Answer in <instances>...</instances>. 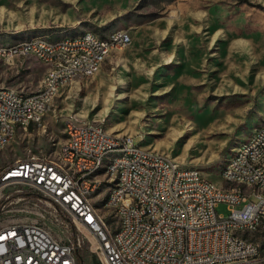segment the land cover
<instances>
[{
	"label": "rangeland",
	"instance_id": "rangeland-1",
	"mask_svg": "<svg viewBox=\"0 0 264 264\" xmlns=\"http://www.w3.org/2000/svg\"><path fill=\"white\" fill-rule=\"evenodd\" d=\"M119 29L130 32L128 47L58 91L40 123L0 152V163L54 157L71 118L130 134L228 187L222 169L264 123V0H0V46ZM32 55L0 59V85L36 91L45 67ZM106 188L96 204L112 219L102 205ZM216 211L229 209L220 202ZM51 226L61 238L81 237L83 264H102L83 230Z\"/></svg>",
	"mask_w": 264,
	"mask_h": 264
},
{
	"label": "built area",
	"instance_id": "built-area-1",
	"mask_svg": "<svg viewBox=\"0 0 264 264\" xmlns=\"http://www.w3.org/2000/svg\"><path fill=\"white\" fill-rule=\"evenodd\" d=\"M107 43L127 47L131 34L120 30L106 41L87 35L78 42L27 43L39 61L53 58V65L42 85L43 93L20 94L0 85V138L9 137L15 123L31 128L30 118L47 112L45 96L58 78L93 67L97 50H104ZM71 46H84V54L61 57V49ZM0 51L4 59L20 52V44L0 46ZM66 121L70 135L63 137L59 147L68 154L75 173H65L40 154L39 160L24 157L22 164H15L14 159L4 164L0 174V264H78L81 237H59L51 226L56 222L64 228L71 222L83 230L102 264H264V240H258V231H252L258 214H264V161L257 166L247 163V156H258L264 148V131L251 136L244 153L220 173L226 184L233 176L243 175L241 184L227 188L196 167L181 165L148 146L137 147L132 135L130 142H120L109 131H99V125L71 118ZM111 146L126 152V159H118L110 169L111 177L125 172L120 194H115L125 227H118L116 219L91 220L88 195L102 180L94 175V164ZM247 180H255L256 189L243 190ZM106 189H112L111 184ZM220 202L227 204V215L217 213ZM153 211H160V219H153ZM145 214H152V221H145ZM108 237H115V244H108Z\"/></svg>",
	"mask_w": 264,
	"mask_h": 264
},
{
	"label": "bare ground",
	"instance_id": "bare-ground-1",
	"mask_svg": "<svg viewBox=\"0 0 264 264\" xmlns=\"http://www.w3.org/2000/svg\"><path fill=\"white\" fill-rule=\"evenodd\" d=\"M120 30H114L108 33L105 36H99L93 31L85 30L73 36H62L58 38H48L44 35L33 36L29 39L22 40L18 42L20 44V52H13L9 54V57L18 54H33L32 53V46L28 45L29 42H48V44H58L61 42H78L80 39L86 38V36H92L97 41H106V40H113L116 33L120 32ZM128 47V46H127ZM125 46L122 43H107V47L104 50H97V57L95 61H93V67L86 68L85 70H78V75H71V76H61L58 78V84L54 85L50 95L45 96V109L48 110L50 103L57 92L64 86L74 81L81 79L82 77L93 75L96 70L102 65V63L115 51H120L124 49ZM76 54H84V46H71V49H61V57H76ZM38 60L39 57L34 55ZM0 58H3V53L0 51ZM41 63L46 65V71L43 75L41 80L40 88L36 91L32 92H24L21 90H15V93L20 94H33V93H43V86L46 85V80L48 79V72L49 67L53 65V58H45ZM45 113H41V115L30 118V125L31 124H39L43 115ZM91 123L92 125H99V131H107L102 124L95 123V122H85ZM29 125L24 123H15L12 126V134L9 137H2L0 138V149H4L6 145L11 143L15 138L18 131H25L27 130ZM264 131V123L257 127L252 134L242 142L236 149V151L232 154V156L226 162L224 168L222 169L221 173H225L232 163H235L236 158L241 154L244 153V149L247 145H250V137L253 135H257L259 132ZM64 135H70V128L69 122H66L64 127ZM110 137L117 139L120 142H130V134L126 133H113L109 132ZM137 147H143L137 144ZM149 149V148H148ZM154 151L156 154H165L163 152L150 149ZM1 151V150H0ZM25 157H31V160H39V155H28ZM118 159H126V152L120 151V146H111L107 147L106 151L103 154L97 156L96 162L94 164V175H99V179H102L101 182H98V186L92 188V195H88V202L92 204L91 208V220L92 221H105V214H103L97 204L96 198H102L103 193H99L101 187L106 184L108 188V184H111L112 189H106L104 193L103 199V206L109 209V214L112 216V219H116L118 221V227H125V218L124 212L119 210L117 202H115V194H120V184L125 180V172H115L113 177H111V167ZM46 161H52V163L57 164V166H61L65 173H75V166L71 165V162L68 158V154L61 152L60 147L56 150L54 157H49L46 155ZM261 161H264V148L262 151L258 153V156H247V163L249 166H257L261 165ZM10 163V162H9ZM5 163V164H9ZM15 164H22L24 163L23 158H17L14 160ZM3 165H0V174L3 171ZM229 186L227 188H236L239 184L243 182V175H235L233 176L230 181H227ZM256 189V182L255 180H247L243 183V190H253ZM102 194V195H101ZM153 219H160V211H153ZM145 221H152V214H145ZM252 231H258V240H264V214H258V223H252ZM108 244H115V237H108ZM96 247V245H95Z\"/></svg>",
	"mask_w": 264,
	"mask_h": 264
},
{
	"label": "crops",
	"instance_id": "crops-1",
	"mask_svg": "<svg viewBox=\"0 0 264 264\" xmlns=\"http://www.w3.org/2000/svg\"><path fill=\"white\" fill-rule=\"evenodd\" d=\"M57 37H58V36H57ZM131 37H132V36H131ZM52 38H56V37H52ZM32 56H33V55H32ZM24 57H25V56H24ZM14 58H15V57H14ZM14 58H13V59H14ZM35 58H36V57H35ZM0 59H3V58H0ZM13 59H12V60H13ZM36 59H37V58H36ZM37 60H38V59H37ZM40 63H41V62H40ZM41 64L45 67V71H46V68H47L46 65L43 64V63H41ZM45 71H44V73H45ZM44 73H43V75H44ZM42 77H43V76H42ZM41 80H42V78H41ZM40 85H41V81H40ZM67 85H69V84H67ZM67 85H64L62 88H64V87L67 86ZM39 88H40V87H39ZM62 88H61V89H62ZM61 89H60V90H61ZM60 90H59V91H60ZM31 125H33V124H31ZM31 125H30V126H31ZM18 132H19V131H18ZM18 132H17V133H18ZM16 135H17V134H16ZM133 137H134V136H133ZM13 140H14V139H13ZM9 144H10V143H9ZM9 144H8V145H9ZM142 144H143V143H142ZM143 145H144V144H143ZM6 149H7V148L5 147V149L1 150L0 152L4 151V150H6ZM16 159H17V158H16ZM16 159H15V160H16ZM6 163H9V162H6ZM3 164H5V163H0V165H3Z\"/></svg>",
	"mask_w": 264,
	"mask_h": 264
},
{
	"label": "trees",
	"instance_id": "trees-1",
	"mask_svg": "<svg viewBox=\"0 0 264 264\" xmlns=\"http://www.w3.org/2000/svg\"><path fill=\"white\" fill-rule=\"evenodd\" d=\"M76 254H77V261H78V264H83L82 263V257L80 256L79 252H78V249L76 250Z\"/></svg>",
	"mask_w": 264,
	"mask_h": 264
}]
</instances>
